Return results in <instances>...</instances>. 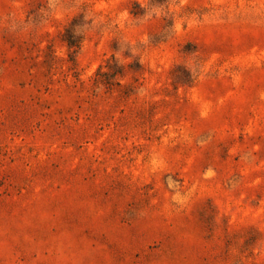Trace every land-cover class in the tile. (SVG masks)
I'll use <instances>...</instances> for the list:
<instances>
[{
    "label": "rangeland",
    "instance_id": "rangeland-1",
    "mask_svg": "<svg viewBox=\"0 0 264 264\" xmlns=\"http://www.w3.org/2000/svg\"><path fill=\"white\" fill-rule=\"evenodd\" d=\"M0 264H264V0H0Z\"/></svg>",
    "mask_w": 264,
    "mask_h": 264
},
{
    "label": "trees",
    "instance_id": "trees-1",
    "mask_svg": "<svg viewBox=\"0 0 264 264\" xmlns=\"http://www.w3.org/2000/svg\"><path fill=\"white\" fill-rule=\"evenodd\" d=\"M134 8H138L137 5H134ZM139 9H134L132 14H139ZM81 15L74 17L70 23L64 28L61 35L62 40L67 46L68 55L67 60L70 62L71 66L75 65V54L81 45V36L75 32L74 28L77 26V20ZM140 70V64L137 60L129 62L127 64L118 63L113 56L108 58L98 69L95 71L93 76V83L95 85H103L104 87H109L112 84H118L119 79L124 76L126 71L138 72ZM187 77L184 79L186 82L191 81Z\"/></svg>",
    "mask_w": 264,
    "mask_h": 264
}]
</instances>
